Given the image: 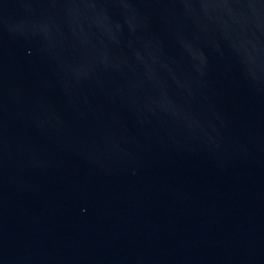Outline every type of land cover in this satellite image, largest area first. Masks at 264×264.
Listing matches in <instances>:
<instances>
[{"label": "water", "instance_id": "1", "mask_svg": "<svg viewBox=\"0 0 264 264\" xmlns=\"http://www.w3.org/2000/svg\"><path fill=\"white\" fill-rule=\"evenodd\" d=\"M0 264H264V0H0Z\"/></svg>", "mask_w": 264, "mask_h": 264}]
</instances>
